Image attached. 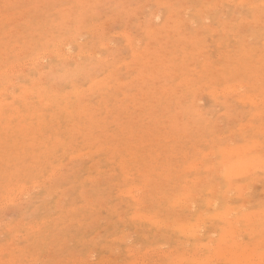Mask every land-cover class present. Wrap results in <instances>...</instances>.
<instances>
[{
    "label": "rangeland",
    "instance_id": "rangeland-1",
    "mask_svg": "<svg viewBox=\"0 0 264 264\" xmlns=\"http://www.w3.org/2000/svg\"><path fill=\"white\" fill-rule=\"evenodd\" d=\"M23 1L25 4L13 2L11 7L7 6L14 14L9 21L0 22V93L10 85L11 93H20L23 86L31 90L36 87L35 82L51 93L64 95L84 87L89 116L73 119L68 113L60 114L50 106L43 123L33 117L27 128L18 134L16 120L9 130L5 129L10 113L0 101V264H178L179 261H172L187 256L186 261L192 264L197 254L201 258L210 255L208 251L211 250L204 247L209 245L210 236L215 243L218 234H223L224 225L204 217L208 214L213 217L218 208L214 207L211 196L219 206H223L225 199V202L229 200L228 205L234 207L235 204L239 208L241 201V204L246 202L243 197H247L249 207L243 204L240 212L259 211L260 208V212H264V177H261L264 171L239 178L242 185L248 183L242 186L245 191L243 197L240 195L242 199L236 197L237 192L225 196L222 190L228 184L222 176H217L221 156L218 148L226 146L229 140L238 145L256 140L264 148V100L257 109L238 102L232 95L212 97L215 90L239 81L249 86L252 95L264 93V9L261 0H256L258 7H250L249 3L239 5V0H227V3L220 0L219 8L214 5L216 0ZM208 8L212 9L204 14ZM1 9L4 10L3 5ZM18 12L21 14L17 15ZM80 12L83 13L81 17ZM156 12L161 19L153 24L154 29L166 24L169 34H147L148 22L152 23ZM124 31H129L134 38L131 48ZM180 32L183 35H179ZM65 39L73 42L72 49L65 50L69 55L57 60L48 50ZM162 44L167 45V65L158 61L147 66L134 64L132 51L147 56L149 48L158 52ZM80 48L82 54L77 58L81 64L94 67L89 70L91 76L112 75L109 88L107 85L97 91L90 90L91 80L80 78L73 83L62 81L63 67L67 70L75 67L68 58L73 52L76 57ZM42 51L48 52L43 56L47 58H42L41 64L33 62L38 55L44 54ZM94 51L96 57L92 56ZM99 62L103 66L98 69ZM11 64L15 71L14 76L9 77L6 71ZM168 67L170 76H166ZM38 69L44 74L41 81ZM97 71L99 74L95 75ZM154 74L158 78L156 81ZM140 75L144 81L140 80ZM10 80L16 81L14 85ZM7 96L9 103L15 102L13 96ZM27 108L34 113V108L44 109L29 104L23 109L24 114ZM256 113L260 116H254ZM247 120L251 124L248 128ZM214 152L216 154L212 155ZM195 162L199 163L197 168ZM188 164L192 165V170ZM210 164L218 173L204 169ZM121 167H130L128 174ZM138 171H145L143 175L148 179L138 176ZM55 173L58 174L54 176ZM203 177L205 179H201ZM191 179L196 180L192 182ZM130 186L146 188L140 193L135 190L139 195L134 190L132 195H127ZM185 187L198 195H194V206H189L190 210L187 204L182 209V205H173L175 197L184 194ZM134 193L139 202L133 198ZM208 198L212 208L210 200L206 203L211 209L206 208ZM200 211L204 213V221L209 220L201 224L202 227L199 225L201 236L185 235V238L174 229L181 219L194 223ZM154 212L161 223L170 225L164 228L163 224L161 227L150 224L148 218H143V222L138 220L140 215L152 217ZM255 213L253 215L257 216ZM256 219L258 223L260 217ZM240 227L243 234L244 226ZM240 233L241 242L246 241L249 248L254 249L250 246L254 239L248 238L247 232ZM116 237L119 239L115 240ZM198 241H207V244L201 245L197 253L194 244ZM213 246L214 251L218 246ZM149 247L154 253L151 254ZM182 250L188 254L182 256ZM129 251L135 258L131 254L127 256ZM143 251L148 253L145 255ZM169 252L174 253L173 256L178 253L179 257L174 258ZM190 253L195 255L194 259L192 256L190 259ZM116 257H119L117 262ZM217 259L215 264H226L223 259L219 258L221 262ZM187 262L183 260L182 264ZM207 262L210 264L211 260Z\"/></svg>",
    "mask_w": 264,
    "mask_h": 264
},
{
    "label": "bare ground",
    "instance_id": "bare-ground-1",
    "mask_svg": "<svg viewBox=\"0 0 264 264\" xmlns=\"http://www.w3.org/2000/svg\"><path fill=\"white\" fill-rule=\"evenodd\" d=\"M83 3L85 2V1H89V0H81ZM96 1H98V0H96ZM220 0H216V2L214 3V5L216 4H219V5H221L220 3H221V1L219 2ZM230 1V0H229ZM232 1V0H231ZM241 1V2H240ZM13 2H17V4L19 5L20 3H24V1L23 0H0V5H3V7H4V10H2L1 9V11H0V22H3V21H9L10 20V16L12 15V14H14V12L11 10V9H9V8H7V6H10L11 7V4L13 3ZM219 2V3H218ZM183 3V2H182ZM213 3V2H212ZM226 3H227V0H226ZM239 3H249V5H250V7H253L254 5L255 6H257L258 7V5L256 4V0H239L238 1V4ZM25 4V3H24ZM241 4H239V5H241ZM171 5V4H170ZM185 5V4H184ZM213 5V6H214ZM219 5H217V8H219L218 6ZM261 7L264 9V0H261ZM244 6H245V4H244ZM208 7V6H207ZM221 7V6H220ZM238 7V6H237ZM141 8V7H140ZM206 8V7H205ZM21 9L24 11V9H25V5L24 6H22L21 7ZM212 8H208L206 11V13H204V14H207V13H209L210 12V10H211ZM80 11V10H79ZM186 11V10H185ZM224 11V10H223ZM21 13L20 12H18L17 13V15H20ZM63 14H67V12H64ZM172 14H174V13H172ZM70 16V15H69ZM81 16H83V13L82 12H80L79 13V17H81ZM142 17V16H141ZM170 17H171V15H170ZM183 17H186V16H183ZM205 17V16H204ZM257 18H258V15H257ZM161 18H160V15H157V12H156V14H155V16L151 19L152 20V23H149L148 22V29H147V34H149V35H154V36H157V35H159V34H162V32H165L166 34H169L170 32L166 29V24L165 25H163V26H160V27H157L156 29H154V27H153V24L154 23H156L157 21H159ZM256 19V18H255ZM202 21H204V19L202 20ZM208 21V20H207ZM246 21H249V20H246ZM204 22H206V19H205V21ZM107 23H109V22H107ZM191 23V22H190ZM260 25V24H259ZM125 32V31H124ZM119 33H121V32H119ZM122 34V33H121ZM112 35H114V34H112ZM116 35H118V34H116ZM123 35L125 36V38L127 39V41H128V46L131 48V47H133V45H134V38L132 37V34L129 32V31H127V33L125 32V33H123ZM179 35H183V33H179ZM249 40V39H248ZM105 42V41H104ZM135 42H136V40H135ZM246 42V41H245ZM57 43V42H56ZM77 43H80V42H78L77 41ZM106 43V42H105ZM107 44H108V41H107ZM71 45H73V42L70 40V39H65L63 42H62V44H57V45H53V48L51 47V49L50 50H48V51H50L49 53H51L52 55L54 54V58H59V57H64L65 58V56H68L67 55V52L65 51V50H70V49H72V47H71ZM100 45H101V47H103L102 45H105L103 42H102V44L100 43ZM100 45H99V47H100ZM166 46L167 45H165V44H162V47H160V50L158 51V52H155L154 51V49L153 48H149L148 50H147V52H148V55L147 56H141V55H139L140 53H138L137 51H132V53H131V56H132V58H133V60H134V64L135 65H140V66H147L148 64H150V63H152V62H162L163 64H165V65H167V61H168V59H167V57H166V55H167V48H166ZM108 47V46H107ZM109 47H110V45H109ZM10 51V50H9ZM79 53H77L76 54V57H74V52L70 55V57L68 58V59H70V60H72L73 62H74V65H75V67L72 69V70H67L66 69V67H63V74L61 75V78L63 79L62 81H64L65 83H73V82H76L77 80V78H80L81 80H91V83H90V90H95V91H97V90H100V89H103V88H105V86H107L109 83H110V81H111V78H112V75L111 76H105L104 78H99V76H91L90 74H89V70L90 69H93L94 70V67H90V66H88V65H83L84 63H80L79 62V60H78V58L77 57H79V56H81V52H82V49L80 48L79 49ZM143 51V50H142ZM18 52V51H17ZM43 52V51H42ZM66 52V53H65ZM71 52V51H70ZM69 52V53H70ZM92 52V51H91ZM44 53V52H43ZM47 53L48 52H46V53H44L42 56H40L39 57V55L35 58V60H37V61H33V62H37V63H39V64H41L42 63V61L44 60V59H46L47 57H43V56H46L47 55ZM87 53H89L90 54V52H87ZM16 54V53H15ZM41 54V53H40ZM89 54H86V56H89ZM95 54V55H94ZM94 54H92V56H97L96 54H97V52L95 53V51H94ZM83 55H85V53L83 54ZM51 56V55H50ZM49 56V57H50ZM91 56V55H90ZM99 57V56H98ZM199 57H200V54H199ZM42 58H43V60H42ZM101 58V57H100ZM99 58V60H101ZM106 58V57H105ZM104 58V59H105ZM184 58V57H183ZM103 59V60H104ZM108 59H109V57H108ZM107 58H106V60H108ZM58 60V59H57ZM106 60L104 61V62H106ZM111 60V59H110ZM45 62V61H44ZM125 63V62H124ZM123 63V64H124ZM127 63V62H126ZM16 64H17V62H16ZM24 64V63H23ZM99 64V66H98V69L99 68H101L103 65L99 62L98 63ZM12 65V64H11ZM11 65H9V67L7 68L8 70L6 71V73H7V75H9V77H12V76H14V69H11L12 67H13V65L11 66ZM21 65V64H20ZM33 66V65H32ZM117 66H119V65H117ZM23 67V66H22ZM170 68H171V66H170ZM170 68L168 67L167 68V73H166V76H170V75H172V74H170V72H171V70H170ZM39 70V69H38ZM170 70V71H169ZM96 71V70H95ZM99 71V70H98ZM97 71V73L95 74V75H97V74H99V72ZM39 73H40V80L39 81H41L42 80V76L44 75L43 74V72L41 71V70H39L38 71ZM109 74V73H108ZM141 76L142 75H140V80L141 81H144L145 80V78H141ZM153 78L155 79V78H157V76H156V74H154L153 75ZM39 79V78H38ZM158 79V78H157ZM252 79V78H251ZM76 80V81H75ZM131 80V79H130ZM122 81V80H121ZM155 81H156V79H155ZM10 82L11 83H13V82H16V81H11L10 80ZM247 82V81H246ZM120 84V83H119ZM13 85H14V83H13ZM34 85H36V87H33L31 90H30V88H25L24 86H23V88L21 89V91H20V93H11L10 91H9V89L12 87V85H10V87L9 88H7L6 90H4L3 89V91L0 93V101H1V104L3 105V106H7L8 108H9V113H10V115H9V117L6 119V121H7V125L5 126V129L6 130H9V128H10V126H11V123L14 121V120H16L17 121V126L15 127V130H16V132L18 133V134H20V133H22V131L24 130V129H26L27 128V126L29 125L28 123H29V121H30V119L31 118H33V117H36L38 120H39V122H41V123H43L45 120L44 119H46V110L48 109V108H50V106L51 107H55L56 108V110L61 114L62 112H66V113H68V116L70 117V118H73L74 119V117L76 118V119H81V118H83V117H88L89 115V110H87V90L84 88V87H81V88H77V89H75V91H73L72 93H69V94H66V95H64V94H59V93H51V92H49V91H47V90H45V89H43L42 87H40L41 86V83H38V82H35V84ZM33 86V85H32ZM87 86H89V85H87ZM108 88H109V85H108ZM203 88V87H202ZM253 88H254V86H253ZM160 90H162V88H160ZM253 91V90H252ZM252 93L253 92H251L250 91V89H249V86L247 85V84H245L243 81H239V82H237V83H234V84H228V85H226L222 90H215L214 92H213V94H212V97H213V99H218L219 97H221V96H227V95H232L238 102H240V103H242V104H244V105H249V106H251L252 108H257V109H259L260 108V106H262V103H263V96H264V93L262 92V91H260L259 92V94L257 93V94H255V95H252ZM207 94V93H206ZM7 95H9V96H13L12 98L15 100V102L13 103V101L12 102H10L9 103V101H8V96ZM32 96V97H31ZM73 100H75V102L73 101ZM121 101H122V99H121ZM228 101V100H227ZM75 103H77V106H75L74 107V105H75ZM201 103V102H200ZM29 104H31V105H38L41 109L42 108H44L43 110H38V109H36V108H34V110H35V112L36 113H34L33 111H32V109H30V108H27V110H26V112H25V114H24V111H23V109H25V107H27ZM195 107V106H194ZM86 109V110H85ZM199 113H201V112H199ZM205 114V113H204ZM220 114H222V113H220ZM224 114V113H223ZM229 114V113H228ZM260 113H256V114H254V116H260L259 115ZM5 117V116H4ZM3 117V118H4ZM54 117V116H53ZM249 119V118H248ZM5 121V122H6ZM230 122V121H229ZM250 123H248V120H247V122H246V127L248 128L250 125H249ZM25 125V126H24ZM241 125V124H240ZM243 125V127L245 126V124H242ZM249 125V126H248ZM242 127V126H241ZM243 127H242V129L240 128V127H237V129H239L240 128V130H243ZM246 128V129H247ZM261 128H263V127H260V130H262ZM245 129V127H244V130H246ZM220 130V129H219ZM239 130V133L241 132ZM259 132V131H258ZM263 133H264V131H262ZM242 133V132H241ZM231 135V134H230ZM228 136V135H227ZM244 136V135H243ZM229 137V136H228ZM231 137H232V135H231ZM218 138H219V135H218ZM222 138V137H221ZM167 140H169V139H167ZM230 141V140H229ZM228 141V144L226 145V146H223V147H219L218 148V153H220V159H219V162H218V164H219V166L217 167V169H220V171H219V174H217L218 173V170L216 169V167L215 166H212L211 164H210V166H207V167H205L204 169L207 171V169L208 170H211L210 171V173L213 171V172H217L216 174H217V176H222L223 178H224V180L227 182V184H228V186L227 187H229V188H225L224 190H222L224 193V195L225 196H228L229 197V194L230 193H232V192H237L236 193V197L238 198V197H240L241 198V196L243 197V194L245 195V191L243 190V185H247L248 183L246 182L245 184L243 183V185H242V183H239V178L241 177V176H250L251 177V174L252 173H254V172H256V171H258V170H260L261 172H263L264 171V148H263V145L261 144V143H259V142H257L256 140H248L247 142H246V144H243V145H238V144H233L231 141L229 142ZM21 146V145H20ZM134 147V146H133ZM155 150V149H154ZM144 152V151H143ZM211 152V151H210ZM210 152H207L208 153V155H210L209 153ZM207 153H205L206 155H207ZM84 154V153H83ZM128 154V153H127ZM214 154H216L215 152L212 154V155H214ZM82 155V154H81ZM131 155V154H130ZM203 155H204V153H203ZM204 156V158L205 157H207V156ZM79 156V155H78ZM211 156V155H210ZM128 158V157H127ZM131 158V157H130ZM133 160H135V159H133ZM197 162V161H196ZM196 162L194 163L195 164V166H196V168L198 167V164L200 163V161H199V163H197L196 164ZM122 163V162H121ZM125 163H123V165H124ZM193 164V163H192ZM201 164H203V163H201ZM200 164V165H201ZM189 165V164H188ZM204 165V164H203ZM190 166V165H189ZM123 167V166H122ZM121 167V168H122ZM192 165L189 167L190 168V170H192ZM200 167V166H199ZM202 167V166H201ZM128 167H125V168H122L123 169V171L126 173V174H128V169L130 168H128ZM59 169V168H58ZM125 169V170H124ZM164 169V168H163ZM56 170V169H55ZM109 171V170H108ZM146 171V170H145ZM144 171V172H145ZM199 171V170H198ZM143 172V173H144ZM185 172H186V170H185ZM122 173V172H121ZM143 173H141L140 171H138L137 172V175L138 176H140V177H142V178H145V180H147L148 178H147V176H145V175H143ZM53 174V173H52ZM56 174H58V173H55L54 174V176L56 175ZM131 174V173H130ZM129 174V175H130ZM125 175V174H124ZM129 175H127L126 177H130L131 178V176H129ZM156 175V174H155ZM203 176H205V178H206V175H203ZM210 176V175H209ZM252 176H256V175H253L252 174ZM262 177V179H263V177L264 176H261ZM260 177V178H261ZM196 178V177H195ZM204 177L203 178H201V179H205ZM209 178H211V177H209ZM252 179H253V177H252ZM255 179H256V177H255ZM254 179V180H255ZM125 180V179H124ZM196 180V179H195ZM195 180H192L191 179V181L193 182H195ZM197 180H200V178L199 179H197ZM238 180V181H237ZM258 180H260L259 179V177H258ZM143 181H144V179H143ZM202 181V180H201ZM206 181V180H205ZM205 181H204V183H205ZM249 182L250 181H252V182H254L253 180H248ZM198 182V181H197ZM255 182H257L256 180H255ZM254 182V183H255ZM218 183V182H217ZM251 183V182H250ZM249 183V184H250ZM259 183V182H258ZM165 184V183H164ZM193 184H195V183H193ZM199 184H200V182H199ZM201 184H202V182H201ZM200 184V185H201ZM252 184V183H251ZM35 185V184H34ZM152 185V184H151ZM184 185V184H183ZM189 185V184H188ZM208 185H209V183H208ZM210 186V185H209ZM216 186H217V184H216ZM243 186V187H242ZM248 186V185H247ZM172 187V186H171ZM198 187V186H197ZM15 188V187H14ZM144 188H146V187H143V186H136V187H131L130 186V189H128V194L127 195H132V192H133V190L135 191H138L139 193H140V191L142 190V189H144ZM186 188V187H185ZM184 188V189H185ZM219 188V187H218ZM214 189H215V187H214ZM226 189L228 190V192H226ZM245 189H247L246 188V186H245ZM187 190V193L185 192ZM186 190L184 191V194L181 196L180 195V197L178 198V197H175V198H177L175 201H174V203H173V205H182V207H181V209L182 208H184L185 206H186V204H187V208L190 206H194L193 204V198L195 197L194 195H196V193L193 195L192 194V192H191V190H190V188H186ZM213 190V189H212ZM135 191V192H136ZM145 191H147V190H145ZM213 191H215V190H213ZM217 191V190H216ZM244 191V192H243ZM246 191H248L249 192V190L247 189ZM196 192H197V190H196ZM209 192L211 193V191L209 190ZM228 193V195L226 194V193ZM137 193V192H136ZM136 193H134V195L136 194ZM139 193H137L138 195H139ZM199 193V192H198ZM197 193V194H198ZM215 193V192H214ZM262 193H264V191L262 192ZM119 194H120V192H119ZM215 195V194H214ZM241 195V196H240ZM259 195H261V194H259ZM196 196H198V195H196ZM248 196V195H247ZM261 196H263V195H261ZM142 197V196H141ZM202 197V196H201ZM222 198H226V197H223V196H221ZM234 197H235V194H234ZM235 197V198H236ZM133 198H136L135 200L137 201V202H139V197H136V195L135 196H133ZM211 199H212V201H214V207H218V208H216V210H215V212H214V215H213V217L211 216H209V214H208V216H209V218H208V216L206 217V216H204L205 218H207V219H213L215 222H217V223H221L222 225H224L223 227L220 225V226H218L219 228H221V230L223 231L222 233V236H221V234H218L219 236H221V237H219L218 236V243L217 242H215L214 243V241H212V238H214V237H209V239L211 240V241H209V239H207V241H209L210 243H208L209 245L207 246V245H204L205 243L207 244V241L206 242H199L198 241V249H197V245H196V243L194 244V246H196V248H195V250H196V252H197V250H199L200 248L199 247H201V245H202V247H203V245H204V247L205 248H207V249H209V250H211V251H208L209 252V254L210 255H207V257H203V258H201V257H199V254H197L198 255V257H199V259H198V257L197 258H195L194 259V254H191L192 252H195V250L194 249H192L193 251L189 254L190 255V259H194V260H191L192 261V264H207L208 262H207V260L210 262V260H211V263L212 264H215L214 263V261H216V259L218 258H220V259H223L224 261H226V264H264V226H263V224H264V212L262 213V212H260L261 210V208L259 209V211H258V209L255 211L254 209L253 210H251V211H242V212H240V209H241V207L242 208H244L243 207V204L245 205V208H247L246 206H248L249 207V203H248V200H247V197L245 198V197H243V199H244V201H246L248 204H246V202H244V203H242L241 204V202H240V208L239 207H236L235 206V204H234V207H233V205H228V201L227 202H225V199H224V202H223V206H219L218 205V203H215V199L213 198V196H211ZM211 199H207V200H205V204L207 205L206 206V208H212V201H211ZM242 199V198H241ZM246 199V200H245ZM264 199V198H263ZM9 200V199H8ZM209 200L211 201V203L209 202ZM11 201V200H10ZM251 201V200H250ZM137 202H136V204H137ZM141 202V201H140ZM206 202H208V203H210L209 204V206H208V203H206ZM217 202V201H216ZM251 202H253V200L251 201ZM257 202H259V201H257ZM256 202V203H257ZM262 202V201H261ZM6 203V202H5ZM9 203V202H8ZM185 204V205H184ZM140 205H141V203H140ZM183 205H184V207H183ZM147 206V205H146ZM137 207V206H136ZM149 207V206H148ZM189 207V208H190ZM188 208V210H190ZM210 208V209H211ZM257 208V207H256ZM264 208V207H263ZM197 209V208H196ZM251 209V208H250ZM173 210V209H172ZM193 210V208L191 209V211ZM213 210V209H212ZM248 210V209H247ZM264 210V209H263ZM262 210V211H263ZM126 211V210H125ZM252 213V215H251V213ZM255 212H257V213H255ZM260 212V215L258 214ZM176 213H177V211H176ZM258 214L259 215V217H260V219L262 218V221L259 219V217H258V215L256 216V215H253V214ZM141 214V213H140ZM154 214H156L155 212L152 214V217H151V215L148 217L147 215H145V214H142V215H140L139 216V218L140 219H138V220H140V221H142L143 220V218H148L147 220H151L150 221V224H151V222H152V224H154V226H160L161 227V224H163V223H161V221H159V219H161V218H157L156 217V215H154ZM190 214V213H189ZM263 214V215H262ZM139 215V214H138ZM149 215V214H148ZM155 217H154V216ZM186 215V214H185ZM184 215V216H185ZM188 215V214H187ZM200 217H199V216ZM203 215H204V213L203 214H201V211L199 212V214H197L196 215V219H195V221H194V223L196 222H198V225H196V223H195V225H194V223L192 222V224L188 221V222H184V221H179L178 220V222H177V225L174 227V229L176 228L178 231H180L182 234H183V236L185 237V235H189L190 237H192V238H195L194 236H196V237H199V235L200 234H202V233H200L202 230L200 229L201 227H202V225H204V224H206V222H208L209 220H207L206 222L204 221L205 219H204V217H203ZM147 216V217H146ZM175 216L176 215H174V217H173V219L175 218ZM183 216V215H182ZM181 216V218H183ZM197 216H198V219H197ZM154 217V218H153ZM179 217V216H178ZM189 217V216H188ZM255 217H257L258 219H259V221H258V223H256L255 222ZM180 218V217H179ZM185 218V217H184ZM146 219L144 220V221H146ZM258 219H256V221L258 220ZM167 220V219H166ZM174 221V220H173ZM187 221V220H186ZM143 222V221H142ZM149 222V221H148ZM169 222V221H168ZM211 223V222H210ZM261 223H262V225H261ZM174 225L176 224V223H173ZM202 224V225H201ZM208 224V223H207ZM165 225V226H164ZM170 224H168L167 222H164V224H163V226H164V228L167 226H169ZM199 225H201V227L199 226ZM210 225V224H209ZM213 225V224H212ZM244 226V231L245 232H243V234L244 233H248V235H250V237H248V238H253L254 240H255V242H256V244L254 243V240L252 241V244H250V246L251 247H254V249L252 248V249H250L249 248V246H248V244H246L245 242L246 241H244V243H242L241 242V238L238 236V234L242 231H240V229H241V227L239 228V226ZM172 226V225H171ZM211 226V225H210ZM40 228V227H39ZM163 228V229H164ZM172 228V227H171ZM214 228H215V225H214ZM36 229H37V227H36ZM198 229V230H197ZM203 229V228H202ZM213 229V228H212ZM211 229V230H212ZM243 229V228H242ZM169 230V229H168ZM173 230V229H172ZM197 230V231H196ZM156 232H160V231H156ZM172 232H174V231H172ZM177 232V231H176ZM213 232H215V231H213ZM126 233V232H125ZM178 233V232H177ZM181 233H179V235H181ZM197 233H198V236H197ZM213 234V233H212ZM217 234V233H216ZM240 234H242V232L240 233ZM242 234V235H243ZM129 235V234H128ZM160 235V234H159ZM215 235V234H214ZM177 236V235H176ZM175 236V237H176ZM187 236L185 237V238H187ZM201 236V235H200ZM208 236V235H207ZM118 237H120L121 238V235L120 236H118ZM118 237H116L115 238V240H117V239H119ZM156 237V236H155ZM240 238V239H239ZM125 239V238H124ZM173 239L175 240V239H177V238H174L173 237ZM198 240H200V238H197ZM240 241H239V240ZM94 240V239H93ZM122 240H123V238H122ZM130 240V239H129ZM119 241H121V239L119 240ZM124 241V240H123ZM112 242H113V239H112ZM169 242V241H168ZM185 242V241H184ZM183 242V243H184ZM248 242V241H247ZM179 243V242H178ZM188 243V242H187ZM186 243V244H187ZM199 243H200V246H199ZM130 244V243H129ZM128 244V245H129ZM216 245V246H218V247H216V249L213 251L212 249H214L213 247V245ZM245 244V245H244ZM255 244V245H254ZM156 245V244H155ZM158 245V244H157ZM156 245V246H157ZM182 246H181V248L183 247V244H181ZM253 245V246H252ZM130 246V245H129ZM132 246V245H131ZM110 247V246H109ZM114 247V246H113ZM157 247H159V246H157ZM157 247H155L154 246V250L157 248ZM161 247V246H160ZM159 247V248H160ZM165 247V246H164ZM178 247V246H177ZM131 248V247H130ZM133 248V247H132ZM137 248V247H136ZM150 249V251H151V249H153V248H151V247H149ZM162 248H163V246H162ZM114 249V248H113ZM128 249V247L126 248V250ZM183 249V248H182ZM186 249H188V248H186ZM131 251L133 250V249H130ZM146 251H149L148 249H145ZM144 250V251H145ZM158 249H156V251H157ZM166 250V249H165ZM171 250H175L174 248L172 249L171 248ZM171 250H168V251H170L171 252ZM202 250V249H201ZM201 250L199 251V252H201ZM1 251V250H0ZM133 251H136L135 250V248H134V250ZM143 251V252H144ZM185 251V250H184ZM142 252V253H143ZM161 252H163L162 251V249H161ZM169 252V254H171L172 255V253H170ZM181 252V251H180ZM180 252H179V254H180ZM133 253V252H132ZM130 251H129V253L127 254V256H130V254L131 255H133ZM146 253H148V252H144L143 254H145L146 255ZM152 253H154V252H152L151 251V254ZM156 253V252H155ZM164 253V252H163ZM186 253H187V251H186ZM186 253H183V250H182V252H181V255L183 254L184 256L185 255H187ZM198 253V252H197ZM135 254H136V252H135ZM158 254V253H157ZM156 254V255H157ZM200 254H202V252L200 253ZM208 254V253H207ZM148 255V254H147ZM164 255H166L167 256V254H164ZM173 255H174V253H173ZM172 255V256H173ZM180 255V256H181ZM182 255V256H183ZM194 255V256H193ZM134 256V258H135V255H133ZM139 256V255H138ZM142 256L144 257V255H141V258H142ZM150 256H152V255H150ZM159 256V255H158ZM161 256V255H160ZM176 256V258H178L179 256H178V253H177V255H175ZM175 256H173L174 258H175ZM178 256V257H177ZM181 256V257H182ZM191 256H192V258H191ZM162 257V256H161ZM160 257V258H161ZM173 257L170 259V260H173ZM188 257V256H187ZM187 257H182V258H178V260L177 259H174V260H177V262L176 261H172V263H178V261H179V263L178 264H182V262H183V260H185V262H187L186 260H188V259H186ZM25 258V257H24ZM119 258V257H118ZM118 258L116 257L114 260H116V262H117V260H118ZM138 258V257H137ZM146 258V257H145ZM148 258V257H147ZM157 258V257H156ZM185 258V259H184ZM200 258H201V260H200ZM212 258V259H211ZM155 259V258H154ZM158 259V258H157ZM162 259V258H161ZM210 259V260H209ZM217 259V262H221L222 260H218ZM136 260V259H135ZM138 260H140V259H138ZM156 260V259H155ZM182 260V261H181ZM202 260H203V262H202ZM104 261V260H103ZM120 261H122V260H120ZM119 261V262H120ZM132 261V260H131ZM142 261V260H141ZM223 261V262H224ZM9 262V261H8ZM34 262V261H33ZM151 262V261H150ZM181 262V263H180ZM12 263H14V262H12ZM11 263V264H12ZM103 263V262H102ZM108 263V262H107ZM121 263V262H120ZM119 263V264H120ZM135 263H138V261H135ZM146 263V262H145ZM145 263H143V264H145ZM154 263H155V261H154ZM160 263V262H159ZM210 263V264H211ZM105 264V263H104ZM129 264V263H128ZM131 264H132V262H131ZM148 264H149V262H148ZM153 264V263H152ZM155 264H157V263H155ZM184 264V263H183ZM187 264H190V262L188 263L187 262ZM209 264V263H208Z\"/></svg>",
    "mask_w": 264,
    "mask_h": 264
}]
</instances>
